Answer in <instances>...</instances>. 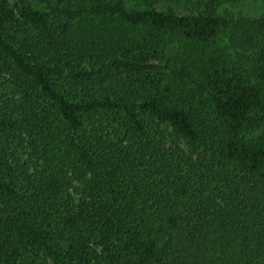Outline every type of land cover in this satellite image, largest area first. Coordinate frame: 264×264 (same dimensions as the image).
<instances>
[{
	"label": "trees",
	"instance_id": "trees-1",
	"mask_svg": "<svg viewBox=\"0 0 264 264\" xmlns=\"http://www.w3.org/2000/svg\"><path fill=\"white\" fill-rule=\"evenodd\" d=\"M171 1L0 0V264H264V13Z\"/></svg>",
	"mask_w": 264,
	"mask_h": 264
},
{
	"label": "rangeland",
	"instance_id": "rangeland-1",
	"mask_svg": "<svg viewBox=\"0 0 264 264\" xmlns=\"http://www.w3.org/2000/svg\"><path fill=\"white\" fill-rule=\"evenodd\" d=\"M194 0H173L171 2H165L158 5L159 7L172 6L177 12H188ZM222 10H226L231 13H241L248 16H257L260 13H264V0H241L235 3H228L222 7ZM168 50L174 51L177 47L176 43H169Z\"/></svg>",
	"mask_w": 264,
	"mask_h": 264
}]
</instances>
